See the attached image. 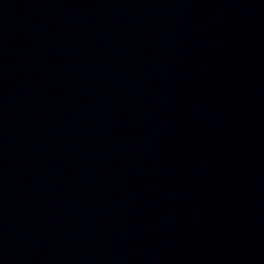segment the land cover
I'll return each mask as SVG.
<instances>
[{
	"label": "water",
	"instance_id": "1",
	"mask_svg": "<svg viewBox=\"0 0 264 264\" xmlns=\"http://www.w3.org/2000/svg\"><path fill=\"white\" fill-rule=\"evenodd\" d=\"M230 201L264 264V0H176Z\"/></svg>",
	"mask_w": 264,
	"mask_h": 264
}]
</instances>
